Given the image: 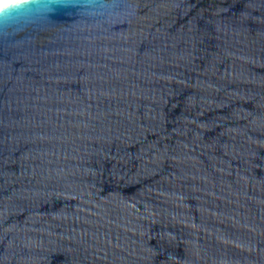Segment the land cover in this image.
Segmentation results:
<instances>
[{
    "label": "water",
    "instance_id": "1",
    "mask_svg": "<svg viewBox=\"0 0 264 264\" xmlns=\"http://www.w3.org/2000/svg\"><path fill=\"white\" fill-rule=\"evenodd\" d=\"M0 264H264V0L0 28Z\"/></svg>",
    "mask_w": 264,
    "mask_h": 264
},
{
    "label": "clouds",
    "instance_id": "2",
    "mask_svg": "<svg viewBox=\"0 0 264 264\" xmlns=\"http://www.w3.org/2000/svg\"><path fill=\"white\" fill-rule=\"evenodd\" d=\"M55 0H14L8 6L0 5V28L14 22H27L46 13Z\"/></svg>",
    "mask_w": 264,
    "mask_h": 264
},
{
    "label": "bare ground",
    "instance_id": "3",
    "mask_svg": "<svg viewBox=\"0 0 264 264\" xmlns=\"http://www.w3.org/2000/svg\"><path fill=\"white\" fill-rule=\"evenodd\" d=\"M9 1H12V0H4V2L0 3V5H3V4H5V3L9 2Z\"/></svg>",
    "mask_w": 264,
    "mask_h": 264
},
{
    "label": "snow or ice",
    "instance_id": "4",
    "mask_svg": "<svg viewBox=\"0 0 264 264\" xmlns=\"http://www.w3.org/2000/svg\"><path fill=\"white\" fill-rule=\"evenodd\" d=\"M4 2V0H0V3H3Z\"/></svg>",
    "mask_w": 264,
    "mask_h": 264
}]
</instances>
